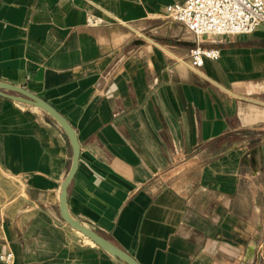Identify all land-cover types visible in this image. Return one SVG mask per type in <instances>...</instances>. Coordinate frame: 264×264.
Returning a JSON list of instances; mask_svg holds the SVG:
<instances>
[{"label":"crops","instance_id":"crops-1","mask_svg":"<svg viewBox=\"0 0 264 264\" xmlns=\"http://www.w3.org/2000/svg\"><path fill=\"white\" fill-rule=\"evenodd\" d=\"M184 1L0 0V81L75 129L67 209L83 225L140 264H264V24L197 39L167 16ZM198 43L220 56L195 69ZM72 155L48 112L0 94L14 264H126L61 216Z\"/></svg>","mask_w":264,"mask_h":264},{"label":"built area","instance_id":"built-area-1","mask_svg":"<svg viewBox=\"0 0 264 264\" xmlns=\"http://www.w3.org/2000/svg\"><path fill=\"white\" fill-rule=\"evenodd\" d=\"M167 16L184 24L197 39L204 35L252 34L264 24V0H185L168 5ZM219 56V49L198 43L190 49V64L198 69L205 59ZM14 261L12 251L0 254L2 264Z\"/></svg>","mask_w":264,"mask_h":264},{"label":"water","instance_id":"water-1","mask_svg":"<svg viewBox=\"0 0 264 264\" xmlns=\"http://www.w3.org/2000/svg\"><path fill=\"white\" fill-rule=\"evenodd\" d=\"M8 91L11 93H7ZM13 93V94H12ZM0 94L8 98L19 100L33 104L40 107L41 109L48 112L65 130L68 135L70 142L72 144L73 155H72V165L71 169L62 184V193L60 196V211L63 219L73 228L79 230L85 236L93 240L101 248L112 254L113 256L119 258L126 264H140L132 255H130L125 250L121 249L109 239L98 233L97 231L83 225L78 219L74 218L67 209V189L71 182L73 176L75 175L78 164H79V154H80V143L77 137L75 129L69 124L67 119L52 105H50L43 98L33 94L32 92L26 90L21 86H17L11 83L0 81Z\"/></svg>","mask_w":264,"mask_h":264},{"label":"bare ground","instance_id":"bare-ground-1","mask_svg":"<svg viewBox=\"0 0 264 264\" xmlns=\"http://www.w3.org/2000/svg\"><path fill=\"white\" fill-rule=\"evenodd\" d=\"M79 231V230H78ZM80 232V231H79ZM89 238V237H88ZM90 239V238H89ZM91 240V239H90ZM92 242H94L93 240H91Z\"/></svg>","mask_w":264,"mask_h":264}]
</instances>
